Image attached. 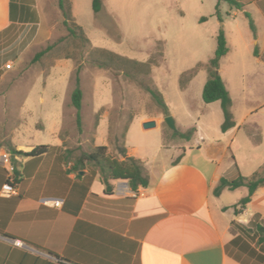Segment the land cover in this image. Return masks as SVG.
Instances as JSON below:
<instances>
[{"label": "rangeland", "instance_id": "374dc122", "mask_svg": "<svg viewBox=\"0 0 264 264\" xmlns=\"http://www.w3.org/2000/svg\"><path fill=\"white\" fill-rule=\"evenodd\" d=\"M70 1L74 21L82 27L86 39L79 33L70 35L58 0H40L42 31L34 44L33 37L27 45L30 47L1 71V150L27 152L49 145L50 151L58 150L65 166L77 175L74 165L98 147H106L108 155L122 161L128 143L148 158L149 165L171 159L161 151L163 144L177 158L174 150L189 146L185 141L189 139L178 133L191 129L199 131V135H192L195 140L191 145L200 137L230 143L232 136L222 132L221 103L205 104L203 100L208 66L215 57L218 36L224 31L229 53L220 60L219 69L231 91V112L239 130L221 168L234 175L239 168L245 177L264 175V68L255 58L264 39L262 33L259 39L252 32L243 14L230 19V8L222 3L220 22L217 0H102L99 14L94 13L92 0ZM254 16L261 26L258 15ZM32 32L29 26L17 25L6 33L0 57L27 42ZM7 64H12V69L6 68ZM77 77L83 92L82 131L72 105ZM149 90L162 95L168 113ZM168 116L173 118L176 132L165 123ZM145 119L156 126L145 129ZM80 169L86 175L100 176L99 167L92 163ZM149 169L144 166L143 176L148 181ZM247 195V188L226 190L222 201L234 206ZM229 215L234 217L233 209Z\"/></svg>", "mask_w": 264, "mask_h": 264}, {"label": "crops", "instance_id": "0c3cea01", "mask_svg": "<svg viewBox=\"0 0 264 264\" xmlns=\"http://www.w3.org/2000/svg\"><path fill=\"white\" fill-rule=\"evenodd\" d=\"M247 1H239L244 4L243 11L228 5V16L236 20L239 14L248 12L255 21L258 38L262 33L264 39V0ZM10 2L0 0V33L11 25ZM35 2L29 16L37 25L31 45L42 31L44 19L40 0ZM254 14L260 18L261 26ZM16 19L20 20V16ZM29 27L32 30V25ZM255 58L264 68V40ZM149 121L145 119L143 123ZM238 128L236 123L235 128L223 133L232 136L228 144H222V139L210 142L200 137L202 144L195 141L191 145L199 135L196 129L195 136L185 140L189 146L174 150L177 158L163 144L161 151L171 159L149 165L137 147L126 143L127 157L151 168L149 186L136 192L128 181L118 180L110 181L112 191L107 194L99 176L90 180V175L81 172L82 178H78L70 166H65V158L58 150L36 158L11 153L17 157L15 194L11 196L2 194L8 172L0 165V264H243L228 250L238 235L232 225L250 227L258 215V224L264 226V186L239 215L234 207L241 200L234 206L222 201L223 193L229 189L219 197L214 195L221 179L233 180L241 174L237 164L236 175L221 168L235 145ZM2 152L5 151L0 149ZM58 200L63 202L60 209L45 205L46 201ZM232 209L234 217L229 215Z\"/></svg>", "mask_w": 264, "mask_h": 264}, {"label": "trees", "instance_id": "16d2710c", "mask_svg": "<svg viewBox=\"0 0 264 264\" xmlns=\"http://www.w3.org/2000/svg\"><path fill=\"white\" fill-rule=\"evenodd\" d=\"M216 6V16L220 22H223L221 16V4L227 3L231 8L238 11L244 10V4L238 0H217ZM58 5L62 11L64 17V26L67 28L71 36H79L82 39H86L84 30L82 27L78 26L72 15V3L70 0H58ZM93 11L95 14H99L103 8L102 0H92ZM36 6L35 0H22L18 2L16 0H11L10 2V21L11 25L6 30L0 33V52L2 51V41L3 37L10 30L15 28L17 25H32V36L30 39L21 44L19 47L9 50L8 53H5L6 56L0 57V68L4 66L10 60H17L19 54L25 50L28 44L32 41L34 34L37 31L36 22L30 20L29 16L33 13V8ZM17 15L20 16V20H17ZM244 16L250 22V28L254 34H256V26L251 15L248 12L244 13ZM206 20V19H203ZM218 46L215 53V57L210 61L208 66L209 78L204 87L203 100L205 104H212L215 102H220L222 106V111L224 115V123L222 125V132L226 133L229 130L236 127V122L234 116L231 112L232 108V99L230 94L220 76V60L228 54L227 41L224 31H221L218 36ZM8 44V43H7ZM12 45H8V48L11 49ZM45 51L37 54L35 60H39L42 56L46 54ZM257 56V52H255ZM1 56V55H0ZM1 75V73H0ZM80 78L77 77L76 88L72 94V105L77 111V123L79 130L82 131V101H83V92L80 88ZM153 98L163 106L165 113H168V107L165 105L162 95L155 90H149ZM196 132V129H191L188 133L182 134L178 133V136L185 139H190L192 135ZM52 149V146L49 145H39L32 148L30 151H12L11 153L23 157V158H36L43 156ZM124 160H118L107 154L106 147H98L97 150L89 155H83L79 161L74 165L73 170L77 172V177L82 178L81 172L82 167L85 163L89 162L97 167H99V178L101 183L105 186V192L110 194L112 191V186L110 181L124 180L128 181L130 188L133 191H138L140 187L147 188L149 186V181L143 176L144 166L140 160H137L133 157H127L126 152L123 151ZM96 175H91L89 178L93 180ZM78 186V185H77ZM264 186V175L262 173H256L252 177H244L241 174L233 180L226 178L221 179L219 186L215 189L214 195L219 197L222 192L226 189L236 190L241 187L248 188V195L243 198L237 206L234 207L235 214L239 215L244 212L248 204L251 203L252 196L254 193L261 187ZM76 187V186H75ZM258 215L254 217L252 225L246 227L237 223H233V229L238 232L236 238L229 244L228 250L231 256L236 260L242 262L243 264H262L264 263V226L258 224Z\"/></svg>", "mask_w": 264, "mask_h": 264}, {"label": "built area", "instance_id": "2783aa9c", "mask_svg": "<svg viewBox=\"0 0 264 264\" xmlns=\"http://www.w3.org/2000/svg\"><path fill=\"white\" fill-rule=\"evenodd\" d=\"M6 68L12 69V64H7ZM17 159V157H14L11 153L8 152H2L0 153V165L4 167L8 172V179L7 183L3 186L2 194L5 196H11L15 194V165L14 160ZM45 205L48 207H53L60 209L63 207L62 201H46ZM19 244V243H17Z\"/></svg>", "mask_w": 264, "mask_h": 264}, {"label": "water", "instance_id": "95a60500", "mask_svg": "<svg viewBox=\"0 0 264 264\" xmlns=\"http://www.w3.org/2000/svg\"><path fill=\"white\" fill-rule=\"evenodd\" d=\"M165 123L167 124L169 129H171L172 131H175V132L177 131L175 122L171 116H168L167 118H165ZM155 126H156V123L154 121H149V122L144 123L145 129H151V128H154Z\"/></svg>", "mask_w": 264, "mask_h": 264}]
</instances>
